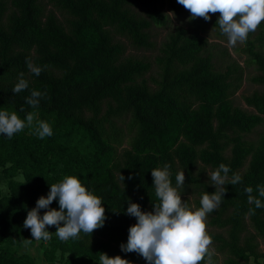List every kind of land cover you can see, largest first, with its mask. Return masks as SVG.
Returning <instances> with one entry per match:
<instances>
[{"label": "trees", "instance_id": "obj_1", "mask_svg": "<svg viewBox=\"0 0 264 264\" xmlns=\"http://www.w3.org/2000/svg\"><path fill=\"white\" fill-rule=\"evenodd\" d=\"M168 2L176 14L183 9ZM165 6V0H0V110L22 120L36 111L53 130L44 139L27 127L11 139L0 134V264H37L19 251L31 237L23 222L50 185L67 176L102 198L107 219L91 236L67 242L46 227L52 237L40 241L45 264H99L100 253L147 264L120 245L136 224L126 215L128 203L149 212L157 202L151 170L170 164L173 186L184 171L181 196L195 195L199 208L202 193L216 190L204 171L221 163L231 169L229 180L235 173L242 183L226 184L223 203L209 214L210 225L223 231L209 233L214 264L220 257L223 264H264V208L248 214L255 206L244 192L252 187L264 203L255 191L264 185V130L257 140L248 138L264 127V22L243 50L258 71L251 81L263 87L245 97L254 109L248 112L233 100L244 68L234 61L217 69L203 18L168 35L152 84L146 76L153 63L127 55L126 42L136 50L155 48L153 27L172 23ZM26 59L44 68L40 76ZM21 72L29 88L14 94ZM32 90L46 92L38 109L26 103ZM50 208L59 210L58 201Z\"/></svg>", "mask_w": 264, "mask_h": 264}, {"label": "clouds", "instance_id": "obj_2", "mask_svg": "<svg viewBox=\"0 0 264 264\" xmlns=\"http://www.w3.org/2000/svg\"><path fill=\"white\" fill-rule=\"evenodd\" d=\"M177 3L190 12V20L203 18L207 22L211 20L210 14L219 13L216 25L221 34L227 37L230 47L246 43L249 34L257 31L264 22V0H177ZM26 64L37 77L44 71L30 60L26 59ZM23 77L24 73L21 72L12 89L14 94L29 88L28 81ZM45 95L46 92L32 90L30 96L26 97V103L38 109ZM26 127L34 128L40 139L53 135L50 124L38 119L36 111L28 112L26 120H22L15 111L0 110V134L11 139ZM170 169L171 165L165 164L162 168L151 170L157 200L153 211L145 212L139 204L128 203L126 215L134 217L136 224L129 227L127 243L120 245L121 251L136 253L147 264H214L213 240L206 231V219L223 203L227 192L225 185L242 183V177L234 173L229 180L231 169L221 163L210 174L215 192L202 193L200 207L193 211L181 199L180 190L184 188L186 179L184 171L175 175L173 186ZM121 179L124 180L122 175ZM253 191L250 186L244 189L247 202L255 206L249 209L248 214L251 215H255V209L264 208L261 199L252 195ZM255 191L259 197H264V185H257ZM54 201H58L59 210L50 208ZM102 205V198L83 186L80 179L67 176L61 182L51 184L47 197L41 196L35 207L27 212L23 228L30 229L32 239H25V243L47 242L52 233L46 227L52 226L56 228L55 235L61 242L77 240L81 233L91 236L95 230L104 227L107 219ZM41 210H45L43 215L40 214ZM98 255L99 264H130L120 256Z\"/></svg>", "mask_w": 264, "mask_h": 264}, {"label": "rangeland", "instance_id": "obj_3", "mask_svg": "<svg viewBox=\"0 0 264 264\" xmlns=\"http://www.w3.org/2000/svg\"><path fill=\"white\" fill-rule=\"evenodd\" d=\"M165 12L170 16L172 23L169 27L166 28H160V27H153L151 30V35L153 38V41L155 42V48L151 50H136L133 47L127 43V55H132L140 59H145L151 63H153V69L152 71L147 74L146 78L150 81L152 84V77L157 76V67L155 65V59L159 55L160 48L162 44L166 41L168 35L173 32L177 27L179 26H188L190 23V12L186 9H182L179 14H176L169 6L168 0H165ZM211 20L205 21L204 23V30H203V36L208 39L209 41V48L214 56V62L216 64V67L218 70H225L226 66H228L230 63L236 61L238 62L243 68H244V81L242 83L241 89L237 92V94L234 96V104L237 107H240L248 112H254V109L248 107V105L245 102V97L252 95L255 91H262L263 87L260 85H257L251 81V78L256 76L258 74L256 66H248L247 60L248 56L244 53L245 43L240 44L238 43L235 47H230L228 45L227 37L222 35L219 29V26L216 25V22L219 18V13L216 14H210ZM258 30L255 31V36L258 35ZM264 130V127H259L255 132L251 135H249V140H257L260 133ZM128 147V143L126 142L124 144V147ZM213 172L210 168H207L204 171V179L210 183V174ZM182 201L187 202L191 205V209L194 211L197 209L196 199L197 197L195 195H183L181 196ZM210 215L207 216L206 219V231L209 233H223V231L215 226L210 225ZM251 231H253L252 228H250ZM254 232V231H253ZM29 239H32V237H29ZM211 249L215 252V248L213 245H211ZM20 252L23 253H29L32 255L37 264H45L43 260V253L42 249L40 247V241H32L30 244H25L24 247L19 249ZM261 251H264V244L261 242ZM220 264H223V258L220 257ZM254 264V263H251Z\"/></svg>", "mask_w": 264, "mask_h": 264}]
</instances>
